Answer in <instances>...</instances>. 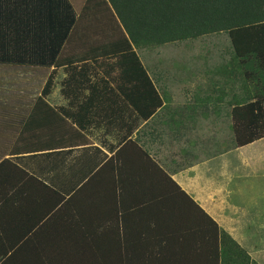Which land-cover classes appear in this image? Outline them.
Returning a JSON list of instances; mask_svg holds the SVG:
<instances>
[{
    "label": "crops",
    "instance_id": "obj_1",
    "mask_svg": "<svg viewBox=\"0 0 264 264\" xmlns=\"http://www.w3.org/2000/svg\"><path fill=\"white\" fill-rule=\"evenodd\" d=\"M74 8L59 54L65 64L0 62V239L22 246L8 264H119L118 239L140 246L143 259L156 258L165 239H196L191 233L201 230V213L187 199L161 203L179 190L253 264H264V224L253 235L243 231L244 211L229 200L235 165L253 160L248 149L260 148L252 157L264 162V137L235 145L232 111L244 83L215 72L232 57L230 41L212 77H197L200 87L193 77L154 76L136 50L159 96L152 108L157 99L145 77L134 87L132 77L106 76L107 55L91 52L100 45L88 36L91 16ZM37 239H102L113 262L90 245ZM5 249L1 240L0 264L10 255Z\"/></svg>",
    "mask_w": 264,
    "mask_h": 264
},
{
    "label": "trees",
    "instance_id": "obj_2",
    "mask_svg": "<svg viewBox=\"0 0 264 264\" xmlns=\"http://www.w3.org/2000/svg\"><path fill=\"white\" fill-rule=\"evenodd\" d=\"M87 1V4L81 2L80 5L79 1L74 0H0L3 23L0 27V62L45 66L65 64L66 59H59V54L77 20L75 6L81 17L90 14L92 27L98 28L90 35L96 37L91 41L100 42V45L91 52L107 55L101 61L105 65L106 76L132 77L139 83L134 87L142 86L140 79L145 77L149 89H152L157 99L152 107L155 108L160 103L159 96L136 50L225 32L232 47V57L227 65L222 64L215 72L223 75L227 73L235 81L244 83L243 97L239 96L235 100L232 111L235 145L243 146L264 137V0ZM107 11L112 12L117 23L112 16L107 15ZM108 21L111 24L106 26ZM99 33L104 37L98 39ZM49 77L53 75L50 74ZM50 84L49 78L43 92L48 91ZM144 115L147 116L146 113ZM164 198L167 201H162ZM186 199L195 207L196 216L198 211L202 216L200 232L196 230L191 233L196 234V239H165L164 245H160L158 254H155L156 258L148 260L143 259L140 246L139 249H130L126 239H118L121 252L119 258L116 257V263L253 262L248 253L183 191H171L168 197L161 198V203L176 205L184 203ZM1 240L10 251L8 258L3 261L8 264L22 249V246H18L21 239ZM37 240L40 246L57 240H61L62 246H65L69 240H73L81 248L90 245L91 248L100 250L106 259L110 258L113 262V248L107 246L102 249V239ZM105 240L108 245L113 239ZM145 240L141 239L143 243ZM130 252L131 255L128 256Z\"/></svg>",
    "mask_w": 264,
    "mask_h": 264
},
{
    "label": "rangeland",
    "instance_id": "obj_3",
    "mask_svg": "<svg viewBox=\"0 0 264 264\" xmlns=\"http://www.w3.org/2000/svg\"><path fill=\"white\" fill-rule=\"evenodd\" d=\"M74 1H79L80 5L81 2H85L86 4L88 2L87 0ZM107 15L112 16L117 23L112 12L107 11ZM105 24L108 26L111 23L108 21ZM94 29L96 31L98 30L96 26ZM80 33L83 34L82 32ZM101 34H97L98 39L104 37ZM107 35L105 34V36ZM88 36L89 39H96L93 34ZM228 40L227 34L221 32L163 45H154L146 47L144 52L142 50H139V52L143 62L149 67L150 72L154 76L173 77L171 80L175 82L180 81L181 77H193V82L191 78L190 82L194 86H198L201 84V81L197 83V77H212L214 69L216 68L215 66L223 59V53H228L229 47L225 48ZM184 82H187V80ZM208 83L210 84V81ZM257 149L260 148L256 145L254 148L248 149V154L253 158L251 163L248 164V167L246 165H240L239 163L235 165V169H233L234 191L229 198L233 205L242 208L241 212L244 211V218L246 219L243 222L245 226L243 231L247 230L251 235L257 232L258 226L261 227L264 224V162L259 163V157H256L257 153H255V157H252L254 150L257 152ZM235 175L240 176L237 177ZM237 188L240 190L237 191Z\"/></svg>",
    "mask_w": 264,
    "mask_h": 264
}]
</instances>
